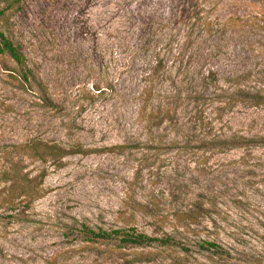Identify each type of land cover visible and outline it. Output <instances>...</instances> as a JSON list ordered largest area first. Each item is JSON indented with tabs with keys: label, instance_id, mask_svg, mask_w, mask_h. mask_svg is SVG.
I'll list each match as a JSON object with an SVG mask.
<instances>
[{
	"label": "rangeland",
	"instance_id": "374dc122",
	"mask_svg": "<svg viewBox=\"0 0 264 264\" xmlns=\"http://www.w3.org/2000/svg\"><path fill=\"white\" fill-rule=\"evenodd\" d=\"M0 11L31 73L0 54V264H264V142L218 145L264 137V104L233 102L226 81L244 74L264 100V0ZM31 140L66 152L39 159ZM80 223L174 243L89 239Z\"/></svg>",
	"mask_w": 264,
	"mask_h": 264
},
{
	"label": "trees",
	"instance_id": "16d2710c",
	"mask_svg": "<svg viewBox=\"0 0 264 264\" xmlns=\"http://www.w3.org/2000/svg\"><path fill=\"white\" fill-rule=\"evenodd\" d=\"M2 12L0 11V14ZM6 52L21 69V77L24 81H27L28 77L31 75L30 70L25 66L24 56L20 52L19 47L11 42V40L5 36L2 30H0V54ZM245 75H237L226 78V81H231L235 86L234 96L232 97V101L240 102L246 106H258L264 104V100L261 96H259L256 92H248L246 88L237 86L242 83L241 81ZM254 142H264V137H258L256 140L252 138H248L242 135H236L231 133L228 136H224L223 138L218 140L219 147L223 148H231L235 146H242L246 143H254ZM23 149L28 150L29 155L42 159L43 155L51 159H57L62 157L65 154V150L53 142H46L41 140H31L21 146ZM221 149V148H220ZM11 180V179H10ZM11 184L16 186L19 191L26 194L24 186L17 182L16 179L11 180ZM187 225L191 224V222H187ZM80 231L89 239L95 237H118L121 242L131 243V244H144L152 241L159 242L161 244L174 243L170 242L171 238L169 236L166 237H152L143 232L137 231L134 227L130 226L127 228H111L108 230H103L98 228L96 231L89 228L83 223H80ZM202 243L206 247H211L212 249H217L218 245L213 241L204 240ZM203 244L200 246L203 247Z\"/></svg>",
	"mask_w": 264,
	"mask_h": 264
}]
</instances>
